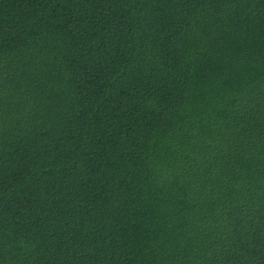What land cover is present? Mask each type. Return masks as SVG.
I'll return each instance as SVG.
<instances>
[{
    "label": "trees",
    "instance_id": "1",
    "mask_svg": "<svg viewBox=\"0 0 264 264\" xmlns=\"http://www.w3.org/2000/svg\"><path fill=\"white\" fill-rule=\"evenodd\" d=\"M0 264H264V0H0Z\"/></svg>",
    "mask_w": 264,
    "mask_h": 264
}]
</instances>
